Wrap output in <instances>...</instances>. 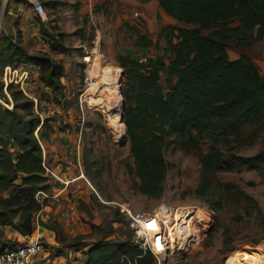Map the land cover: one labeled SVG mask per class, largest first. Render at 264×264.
Wrapping results in <instances>:
<instances>
[{"label":"trees","instance_id":"trees-1","mask_svg":"<svg viewBox=\"0 0 264 264\" xmlns=\"http://www.w3.org/2000/svg\"><path fill=\"white\" fill-rule=\"evenodd\" d=\"M157 1L175 22L198 27H169L159 37L166 48L154 57H116L124 74V125L134 159L129 173L138 179L135 187L141 195L160 199L171 169L164 154L169 142L201 153V142L207 139L213 146L202 155L203 177L195 193L211 208L215 190L230 194L234 189L214 181L219 171L264 173V149L245 157L227 156L215 147L253 144L264 134V77L249 57L231 60L227 47L234 43L246 50L264 40V0ZM234 21L237 26H232ZM139 45L159 49L142 34ZM50 51L69 53L60 43L51 44ZM31 64L38 68V81L58 101L65 100L64 65L49 54H30L20 42L1 36L0 77L7 67ZM0 100L12 105L11 109L0 105V251H4L14 248L6 240V229L31 238L36 217L50 204L41 196L51 187L44 168L47 152L40 144L45 147L54 130L50 118L37 114L39 101L36 111L34 101L18 87L9 85L5 91L0 80ZM49 225L64 242L52 218ZM142 245L141 240L93 243L85 252L86 264H156L154 252Z\"/></svg>","mask_w":264,"mask_h":264},{"label":"rangeland","instance_id":"rangeland-1","mask_svg":"<svg viewBox=\"0 0 264 264\" xmlns=\"http://www.w3.org/2000/svg\"><path fill=\"white\" fill-rule=\"evenodd\" d=\"M40 1L46 6V17H38L36 35L32 33L29 37V51L49 54L64 67L68 64L67 69L65 67L67 78L73 69L71 75L77 78L75 96L85 118L84 124L83 120L78 122L75 118V128L71 130L70 135L73 130L82 129L75 155L80 157L81 167L91 185L107 203L103 205L93 196L91 204L82 206L89 217L84 222L88 224L87 234L82 236L89 238L90 243L141 240L156 255V264H264V173L249 169L232 173L219 171L213 176L214 181L218 185H232L234 189L230 194L215 190L210 196L214 202L210 208L195 191L203 177L202 155L213 145L204 139L201 153L187 152L171 140L164 153L171 167L165 193L160 199L148 198L139 193L135 187L138 179L129 173V167L134 168V159L125 125L122 123L125 130L123 141L109 126L111 115L106 104L115 91L120 95L124 84L116 57L121 55L141 60L162 54L166 48V42L160 38L155 42L159 49L154 52L139 45V35L146 28L142 23V8L152 0H125V12H121L120 5L109 0L94 7L92 14L81 15L73 0ZM135 3L140 8L135 9V5L132 8ZM237 25V21L232 24ZM196 27L181 25L180 28ZM80 42L85 49L79 48ZM59 43L68 49V54L52 55L50 45ZM227 47L231 60L249 57L264 77V40L246 50L238 49L234 43ZM46 50L49 53H45ZM84 58H88L87 63ZM31 65L32 77L27 89L39 101L37 114L50 118L52 124L64 131L71 125L60 123V116H64L63 108L68 107L73 97L59 98L58 101L57 96L38 81V70ZM107 68H112V73L105 77L103 73ZM86 75L93 82L89 88L84 82ZM165 81L163 75L164 88ZM98 99L101 105L94 103ZM0 101L3 108H11V103ZM215 147L227 156H254L264 149V134L253 144L246 141ZM46 162L48 168L59 175L48 165L47 158ZM48 177L58 185L50 175ZM44 195L41 196L46 198ZM33 238L37 239L36 236ZM21 241L14 244L19 245Z\"/></svg>","mask_w":264,"mask_h":264},{"label":"crops","instance_id":"crops-1","mask_svg":"<svg viewBox=\"0 0 264 264\" xmlns=\"http://www.w3.org/2000/svg\"><path fill=\"white\" fill-rule=\"evenodd\" d=\"M73 1L75 8L79 6L78 14L81 15L83 13L92 14L94 7L99 3L109 0ZM110 1L120 5L121 12H125V0ZM43 5L45 6L44 3ZM134 5L135 9L140 8L137 3L133 4L132 8H134ZM143 7L142 23L146 28L141 34L145 35L154 44H157L155 42L169 27L174 26L180 28L182 25L165 14L157 0L149 1ZM0 14L3 18L2 37L9 38L14 43L20 42L23 48L28 50L30 54H33L29 51L28 42L32 33L36 35L39 16L28 4L19 2L18 0H9L7 4H0ZM79 48L85 49L82 42L79 43ZM154 50L155 48L147 49V51L153 52ZM45 53H49L48 50ZM55 54L52 53V55ZM154 56L153 54L148 57ZM27 67L29 68L30 66L27 65ZM65 67L67 69L68 64H65ZM35 69L38 70L37 67ZM72 72H74L73 69L71 74ZM71 74H67L69 78L65 77L63 79V85L65 87V94L68 93L66 99L73 98L68 107L66 109L63 108L64 116H60V123H68L71 126H67L64 131H60L61 127L57 128V124L51 123L54 134L51 135L50 141L46 145L48 152L46 158L48 165L52 166L53 170L59 173L63 179L74 181L67 188L58 186L57 184L55 185L50 181V192L44 195V197L49 199L50 204L43 210V213L36 217L35 231L32 238H30L34 239L33 237L36 236L44 244L45 249L37 257L32 259V264H86L87 257L85 252L88 250V246L93 243H99H90L89 238L82 236L87 234L88 224L84 222L89 220L82 206L91 204V198L94 196V187L91 185L93 188L91 189V186L84 179L80 178V176H84L88 180L87 174H84L81 167L80 157L76 156L77 154L75 155L76 147L79 148V135L82 134V129H76L80 130L78 132L73 130V134L70 135L72 128H75V118L78 122L83 120V124L85 120L83 112L79 108L78 97H76L77 95L75 96L76 84L74 83L77 78H74ZM50 149H53V152ZM88 182L90 181L88 180ZM94 191L96 190L94 189ZM50 218L57 223L61 230V235L65 238L64 242L59 241L57 235L49 225ZM5 232L9 246L20 247L25 243L24 237L12 228H7ZM18 241H21L19 245L14 244Z\"/></svg>","mask_w":264,"mask_h":264},{"label":"built area","instance_id":"built-area-1","mask_svg":"<svg viewBox=\"0 0 264 264\" xmlns=\"http://www.w3.org/2000/svg\"><path fill=\"white\" fill-rule=\"evenodd\" d=\"M19 2H23L28 4L34 12L40 17H46V8L40 0H18ZM9 0H0V4H7ZM3 31V18L0 14V38L2 36ZM87 63L88 58H84ZM31 70L27 66H21L20 68H12L7 67L4 69L3 75L1 77V83L4 84V90L6 91L9 85H14L18 87L20 91H22L28 98L32 99L35 104V110L37 111L38 100L33 97V95L28 93L27 86L31 80ZM86 86L89 88L90 84H93L89 75H86L84 80ZM92 82V83H91ZM11 109L10 107H7ZM41 148L45 153V147L41 143ZM44 168L47 172V175H50L54 180L57 181L58 185L67 188L69 185L73 183L74 180H64L61 176L53 173L47 166V163H44ZM80 178L84 179L88 185L91 186V183L84 178V176H80ZM91 189L92 186H91ZM94 197L103 205H107L106 202L100 198L99 193L94 191ZM139 218V217H138ZM25 243L20 247H14L10 249H6L4 251H0V264H32V259L37 257L40 253L44 251V244L39 239H30L29 237H24ZM142 249L146 250V245L143 244L141 246Z\"/></svg>","mask_w":264,"mask_h":264},{"label":"bare ground","instance_id":"bare-ground-1","mask_svg":"<svg viewBox=\"0 0 264 264\" xmlns=\"http://www.w3.org/2000/svg\"><path fill=\"white\" fill-rule=\"evenodd\" d=\"M109 68L105 69L104 73L102 72L105 77L111 75V73H112L111 72L112 68L111 69H109ZM116 71L119 72L118 69ZM120 71L121 72H119L120 73L119 75L121 76L122 70H120ZM117 80H119V79H117ZM118 82H120V81H118ZM110 94H112V93H110ZM94 103L98 104V105H101V102H100L99 99H98V101L95 100ZM122 104H123L122 103V99H121L120 95L116 91L113 94V96H111V98L108 99V102L106 104L107 109H108V111L110 112V115H111L110 120H109V126L112 129V132L116 135V137L120 141L121 140L123 141L124 138H125L124 125L121 123ZM244 256L245 255H243L242 257H244ZM245 263H247V262H245Z\"/></svg>","mask_w":264,"mask_h":264},{"label":"water","instance_id":"water-1","mask_svg":"<svg viewBox=\"0 0 264 264\" xmlns=\"http://www.w3.org/2000/svg\"><path fill=\"white\" fill-rule=\"evenodd\" d=\"M121 81L124 79V74L123 72L121 73ZM120 81V83H121ZM120 97L122 98V89H120ZM123 99V98H122ZM124 109H125V103L123 102V111L121 113V123L124 124ZM126 136H127V132H126ZM127 139V138H126Z\"/></svg>","mask_w":264,"mask_h":264}]
</instances>
